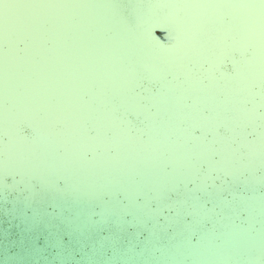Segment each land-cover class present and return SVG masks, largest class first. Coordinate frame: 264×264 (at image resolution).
I'll list each match as a JSON object with an SVG mask.
<instances>
[{"label":"water","instance_id":"1","mask_svg":"<svg viewBox=\"0 0 264 264\" xmlns=\"http://www.w3.org/2000/svg\"><path fill=\"white\" fill-rule=\"evenodd\" d=\"M150 38L173 42L156 22ZM124 49L141 54L121 70L68 71L57 110L22 102L0 121V264H264L258 95L231 65L233 84Z\"/></svg>","mask_w":264,"mask_h":264},{"label":"snow or ice","instance_id":"2","mask_svg":"<svg viewBox=\"0 0 264 264\" xmlns=\"http://www.w3.org/2000/svg\"><path fill=\"white\" fill-rule=\"evenodd\" d=\"M94 6L92 0H17L15 5L0 0V121L23 120L22 102L49 103V92L60 90L68 70L86 62L81 51L90 23L83 13ZM162 6L187 14L164 17L175 27V43L166 48L154 44L151 20L145 22L144 43L161 55L179 53L181 60L207 65L205 72L235 73L247 81L264 108V0H166ZM229 65L232 73L225 71ZM58 103H49L50 110H57ZM122 103L138 104V94L129 92ZM259 121L264 134V111Z\"/></svg>","mask_w":264,"mask_h":264},{"label":"rangeland","instance_id":"3","mask_svg":"<svg viewBox=\"0 0 264 264\" xmlns=\"http://www.w3.org/2000/svg\"><path fill=\"white\" fill-rule=\"evenodd\" d=\"M92 2L95 6L92 9L87 10V16L90 17V24L93 25V30L100 35L97 38L102 40V47L105 52L103 54L102 61L98 62V64L102 67L101 69L106 67V70L110 68L121 70L120 66H122V64L120 62L118 63L117 61H114L115 59L119 60L128 58L131 60V55L134 57V55L141 54L139 51H136L133 54H128L124 49V47L127 45L129 47H136L149 52L152 50L151 53H155L154 55H157L164 61L168 60L164 57V55L157 53L150 46L144 43L142 35L145 22L151 20V22L164 24L168 27L172 36H174L175 27L173 23L164 17L176 19L186 18L187 16L184 10L162 6L166 0H92ZM121 34L128 36L131 44H124V39L121 37ZM196 41L197 36L193 34L191 38V43L193 45V56L195 53ZM174 43L175 40L173 39L171 45ZM114 56L116 58H114ZM167 56L169 58L171 56L176 57L177 62L179 63L182 61L179 58V53L168 54ZM135 60L137 61L138 59ZM150 66L153 69L162 68L161 66L154 64H151ZM175 66H177L176 63L172 66H169L173 73H176L175 69L177 67ZM134 67L136 69V64H134ZM226 76L227 75L222 74L224 79H227V81L229 80V82L233 84V80L231 78L228 79ZM158 77L163 78L161 74H159Z\"/></svg>","mask_w":264,"mask_h":264},{"label":"bare ground","instance_id":"4","mask_svg":"<svg viewBox=\"0 0 264 264\" xmlns=\"http://www.w3.org/2000/svg\"><path fill=\"white\" fill-rule=\"evenodd\" d=\"M6 3L15 5L17 3V0H6ZM83 15L87 18L89 23H91L90 17L87 16L88 12L86 11L85 13H83ZM93 29H94L93 25L90 24V31H89V33L87 35V39H86V47L82 48L81 55L85 60H87V59L91 60L92 59L93 60L92 62H95L98 64V62L102 61V57H103L105 50L102 47V42H101L102 40L97 38L100 35L97 32H95ZM83 66L86 68L88 65L83 63ZM98 66L100 67L99 64H98ZM84 67L80 66L77 69H69L68 71L75 72V71H77L81 68H84ZM94 68H97V67H94ZM88 69H92V68H88ZM95 70H98V69H95Z\"/></svg>","mask_w":264,"mask_h":264}]
</instances>
